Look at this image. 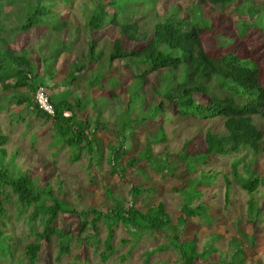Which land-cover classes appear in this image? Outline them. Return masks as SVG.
Returning a JSON list of instances; mask_svg holds the SVG:
<instances>
[{
	"label": "trees",
	"instance_id": "obj_1",
	"mask_svg": "<svg viewBox=\"0 0 264 264\" xmlns=\"http://www.w3.org/2000/svg\"><path fill=\"white\" fill-rule=\"evenodd\" d=\"M74 1L0 0V91L8 93L15 104L23 105L31 115L50 121L63 144L78 151L72 161L77 162L85 153L90 163L99 150L96 132L100 126L107 129V124L99 119L100 109L90 119L85 113L81 115L86 106L84 99L87 97L89 103L92 99L90 94L85 95L82 90L57 94L54 90L58 87L71 89L77 84L79 74L96 65L92 68L89 86L101 89L105 84L110 85L112 90L108 97L118 100L127 93L129 101L125 106L132 108L137 101L143 102L146 86L151 84L150 76L155 74L157 81L152 83L149 91L151 95L158 96V101L151 99L145 113L130 120L131 124L127 126L135 129L138 122L155 118L158 127L144 151L138 157L130 156L121 165L119 156L129 135L124 133L125 124L120 126L121 129L116 131L120 141L116 146L109 145L108 164L112 174L130 182L125 175L129 167H136V163L142 161L153 164L150 143L166 140L162 124L169 120L166 108L173 107L180 118L221 119L223 130L205 131L198 156L206 159L245 150L242 159L232 164L235 170L245 157H253L252 165L244 169L247 178L239 186L249 195L260 185L264 187V176L254 169L258 159L264 157V0L257 3L238 0L242 6L236 4L233 9L249 18L240 31L241 37H237V33L231 34L233 30L227 27V37L216 35L215 39L212 24L200 15L203 7L212 9V5L225 10L236 0H187L189 5L185 9L178 4L180 0H174L176 4L158 13L156 0H152V9L145 15L140 10V3H136L132 11L134 0H85L82 4L85 19L79 25L73 21L71 5ZM4 8H9V11L3 13ZM38 28H45V33L33 42V38L27 36ZM104 28L114 29L117 37L112 40L111 48L102 61L100 57L104 51H99V43L93 34ZM248 29L251 31L249 34L246 33ZM79 33L85 37H74ZM244 37L251 40L248 55L241 52L247 44ZM257 54L260 60L255 58ZM61 63L66 64L65 73L60 82H52ZM116 68L122 70L119 75L123 81L114 73ZM39 86L43 87L53 106L52 117L33 101V93ZM65 112L68 115H64ZM6 142L7 136L0 135V258H3L0 264H9L13 260L14 264H43L39 257L41 247L50 243L53 237L58 238L60 244L57 260L63 253H69L74 234L70 223H65L62 228L56 226L60 214L76 221V239L82 246H97L101 241L98 223L104 224L107 232L101 241V262H106L114 254L112 240L115 227L121 224L130 228L129 233L133 236L163 235L168 239L165 248L177 256L178 264H194L197 257L195 238L185 241L183 233L191 224V218L197 216L201 219L208 211L200 197H194V204L180 205V214L174 224L163 202L142 208L139 205L141 196L150 194L153 189L134 184L129 189L130 202L114 193L105 183L109 207L106 206L105 210L96 206L78 208L60 197V182L54 188L45 176L41 180L39 175H31L28 169L21 171L11 167L13 163L9 165L8 162L13 161L17 154L14 151L11 158L5 160L7 152L2 145ZM184 150L185 147L180 156L185 159ZM158 163L168 165L164 159H158ZM190 185L196 188V181L191 180ZM229 187L227 180L226 198ZM6 188L16 197L19 217L28 213V238L32 239L23 244L21 239L13 243L14 238L5 232L7 205L11 203ZM252 202L248 203L247 215L250 218ZM36 222L42 226L41 229L37 228ZM122 242L128 240L123 239ZM244 242L247 241L237 242L231 248V255L219 257L216 264H244L242 258L235 263L232 257L234 254L242 255L241 244ZM17 243L23 247H15Z\"/></svg>",
	"mask_w": 264,
	"mask_h": 264
},
{
	"label": "rangeland",
	"instance_id": "obj_2",
	"mask_svg": "<svg viewBox=\"0 0 264 264\" xmlns=\"http://www.w3.org/2000/svg\"><path fill=\"white\" fill-rule=\"evenodd\" d=\"M254 1L257 3L261 0ZM84 2L85 0H75L71 5L75 25L82 24L85 19L82 6ZM133 3L132 11H134L135 4L140 3V10L144 15L152 9V0H134ZM156 3L159 9L156 7L155 10L158 13L161 10H167L171 4L177 2L174 0H156ZM178 4L185 9L189 2L180 0ZM236 4L242 6L241 2L236 0L232 6L225 10L212 5L210 6L212 9L203 7L200 15L212 24L215 34L213 39L217 37L216 35L227 37V27L233 30L230 31L231 34L237 33V37H241L240 31L243 29L244 23L249 22V18L247 14L240 13L238 9H233ZM1 5H4L3 1H1ZM4 11H9V8H4L3 13ZM250 32L248 29L246 33L249 34ZM44 33L45 28H38L27 37H32L31 40L34 42L37 40L36 37H42L41 34ZM74 37L85 36L79 33L78 35L75 34ZM93 37L99 43V51H104L100 57L103 61L104 55L111 48V42L117 37V34L112 28H104L93 34ZM244 40L247 44L241 52L248 55L251 40L248 37H244ZM232 52L237 54L236 51ZM254 56L255 58L259 57L258 54ZM258 59L260 60V58ZM94 66L96 65L89 66L86 71L79 74L77 84L71 89L58 87L54 93L70 92L71 94L73 91L82 90L85 95L90 94L92 99L89 100L90 103L87 97L84 99L86 106L81 115L85 113L91 119L100 109L99 119L107 124V129L100 126L96 132V138L99 140L98 154L95 153L96 155L90 163L85 153H82L77 162L72 161L71 158L78 151L63 144L61 136L54 133L50 121L31 115L23 105L15 104L8 93L0 91V135L7 136V142L2 145L7 152L5 160L10 159L14 151L17 154L13 161L8 162L9 165L12 162L11 167H16L21 171L28 169L31 175H39L41 180L45 176L54 188L60 182V197H64L67 203L78 208L96 206L105 210L106 206L109 207L110 201L104 190L105 183L111 186L114 193L124 197L128 202L131 201L129 189L132 184L143 188H152L153 191L150 194L144 193L141 196L142 201L139 205L146 208L159 201L163 202L167 212L171 215L173 224L180 214V205L183 203L194 204V197H200L204 200L208 211L201 219L197 216L191 218V224L183 233L185 241L195 238L194 250L197 257L194 264H216L219 257L230 256L231 248L237 242L242 241H247L241 244L242 255H232L235 263L242 258L244 264H264V199L262 198L264 187L260 185L253 194L249 195L239 186L240 182L247 178L244 169L252 165L253 157L251 155L245 157L234 170L232 168L233 162L242 159L245 150L237 154L218 155L206 159L203 156H198L203 145L202 139L205 131L207 129L223 130L221 119H199L194 116L180 118L174 113L175 108H166L165 113L169 120L163 121L162 124L166 140L150 143L153 164L142 161L137 162L136 167H129L125 175L128 176L130 182H125L117 174H112L109 168V145L116 146L118 144L120 138L116 131H119L120 126L125 124L124 133L128 134L129 137L124 142L123 151L119 156L121 165L125 164L130 156L138 157L144 151L152 133L158 127V120L153 118L148 122H138L135 129L128 128L127 125L131 124L130 120L137 119L145 113V107L152 103L151 99L158 101V96L151 95L149 91L152 83L157 81V75L150 76L151 84L146 86L144 94L146 96H144L143 102L137 101L132 108H127L125 106L129 101L127 93H124L122 97L123 106L121 98L118 100L108 97L112 90L110 85L105 84L104 88L101 89H94L89 86ZM58 67L59 73L52 80L55 83L62 79L66 64L61 63ZM121 71L120 68H116L114 73L123 81L119 75ZM52 82L48 84L51 85ZM156 86L159 85L156 84ZM21 91L24 93V90ZM70 94L68 95L70 96ZM107 99L108 101H106ZM184 147L185 159L180 156ZM158 159L167 160L168 165H160ZM254 169L264 176V157L258 159ZM191 180L196 181V188H194L195 185H190ZM227 180L230 182V187L229 196L226 198ZM5 192L11 201L7 205L8 217L5 219V232L14 238L13 243L21 239L23 244L26 240L32 239L31 237L28 238V213L19 217V204L16 197L11 194L8 188ZM251 200L253 201V213L250 218L247 211L248 203ZM65 223L71 224V230L74 234L69 253H63L58 261L60 244L58 238L53 237L50 243L43 244L41 247L39 257L43 264H178L177 256L165 248L168 242L166 237L161 234L133 236L129 233L131 229L125 228L121 224L115 227V235L112 240L114 254L106 262H101L99 255L103 248L101 241L107 232L104 224L98 223L100 243L97 246H82L76 239V221L71 220L67 215L60 214L55 223L56 226L62 228ZM36 226L38 229L42 228L38 222H36ZM123 239L128 240V242L123 243ZM18 245L19 243L14 244L15 247ZM1 260H3L2 257ZM14 263L13 260L9 264Z\"/></svg>",
	"mask_w": 264,
	"mask_h": 264
},
{
	"label": "built area",
	"instance_id": "obj_3",
	"mask_svg": "<svg viewBox=\"0 0 264 264\" xmlns=\"http://www.w3.org/2000/svg\"><path fill=\"white\" fill-rule=\"evenodd\" d=\"M33 101L37 105V107L48 116L52 117L54 115L53 106L49 102L48 96L43 87L39 86L38 88H36L33 93ZM64 115H68V112H65Z\"/></svg>",
	"mask_w": 264,
	"mask_h": 264
},
{
	"label": "crops",
	"instance_id": "obj_4",
	"mask_svg": "<svg viewBox=\"0 0 264 264\" xmlns=\"http://www.w3.org/2000/svg\"><path fill=\"white\" fill-rule=\"evenodd\" d=\"M12 45V44H11Z\"/></svg>",
	"mask_w": 264,
	"mask_h": 264
}]
</instances>
